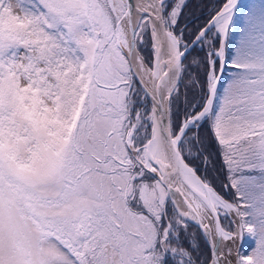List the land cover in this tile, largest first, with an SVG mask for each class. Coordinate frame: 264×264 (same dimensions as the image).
I'll return each mask as SVG.
<instances>
[{
	"label": "snow or ice",
	"instance_id": "obj_1",
	"mask_svg": "<svg viewBox=\"0 0 264 264\" xmlns=\"http://www.w3.org/2000/svg\"><path fill=\"white\" fill-rule=\"evenodd\" d=\"M188 5L0 0V264H264V0Z\"/></svg>",
	"mask_w": 264,
	"mask_h": 264
},
{
	"label": "trees",
	"instance_id": "obj_2",
	"mask_svg": "<svg viewBox=\"0 0 264 264\" xmlns=\"http://www.w3.org/2000/svg\"><path fill=\"white\" fill-rule=\"evenodd\" d=\"M217 0H189L188 8L186 9V12L189 13V20L195 19V24H202L209 16L210 9L213 7L214 3H216ZM199 5V7H197ZM195 24L193 26H195ZM196 54H198L201 59H203L205 53L202 51H198ZM223 79L226 81L228 79V74L226 73L223 77ZM201 136L202 137H208V144L209 148L208 150L213 153V163L215 164V169L219 173L220 180L224 179L223 173L220 172L221 167V158L217 154V146L215 142L211 140L210 134L208 133L207 127L201 130ZM209 177H213V170L209 169L208 172ZM213 183L217 186L219 190V181L213 178ZM225 195V198H230L228 194L225 192L223 193ZM190 231H194L196 233V239L199 241L202 251L204 252V255L207 256L209 254V249L207 245L204 242L203 236L198 228H196L194 225L190 228ZM183 237V234H182ZM244 244L241 247V251L248 246H253L255 243V240L249 236L244 237ZM185 244L187 245V240L185 239ZM246 252V251H245ZM245 255V254H244Z\"/></svg>",
	"mask_w": 264,
	"mask_h": 264
},
{
	"label": "rangeland",
	"instance_id": "obj_3",
	"mask_svg": "<svg viewBox=\"0 0 264 264\" xmlns=\"http://www.w3.org/2000/svg\"><path fill=\"white\" fill-rule=\"evenodd\" d=\"M222 222L225 224V225H227L228 223H229V221L228 220H226V219H224V220H222ZM255 247V243H254V245L253 246H248L247 248H246V250L244 249L242 252H243V254H245V255H247L253 248ZM246 251V252H245Z\"/></svg>",
	"mask_w": 264,
	"mask_h": 264
},
{
	"label": "bare ground",
	"instance_id": "obj_4",
	"mask_svg": "<svg viewBox=\"0 0 264 264\" xmlns=\"http://www.w3.org/2000/svg\"><path fill=\"white\" fill-rule=\"evenodd\" d=\"M238 242H239V239H236V240L230 242L229 246L232 248L233 253H235V250H236V247L238 245Z\"/></svg>",
	"mask_w": 264,
	"mask_h": 264
},
{
	"label": "water",
	"instance_id": "obj_5",
	"mask_svg": "<svg viewBox=\"0 0 264 264\" xmlns=\"http://www.w3.org/2000/svg\"><path fill=\"white\" fill-rule=\"evenodd\" d=\"M240 246H241V241L239 240V242H238V245H237V247H236V250H235V252L237 251V249L238 248H240ZM235 254V253H234Z\"/></svg>",
	"mask_w": 264,
	"mask_h": 264
}]
</instances>
